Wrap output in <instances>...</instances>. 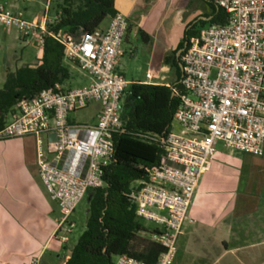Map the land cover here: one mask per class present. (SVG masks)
<instances>
[{
	"label": "built area",
	"instance_id": "1",
	"mask_svg": "<svg viewBox=\"0 0 264 264\" xmlns=\"http://www.w3.org/2000/svg\"><path fill=\"white\" fill-rule=\"evenodd\" d=\"M211 1L225 20L208 22L189 38L180 88L173 89L180 104L170 131L144 135L165 149L164 162L147 168L132 194L137 216L158 229L153 239L163 251L154 264L174 263L184 225L194 222L195 191L220 143L231 153L264 155V0ZM49 5L50 0L40 20H32L0 2V25L42 46L46 36L55 38L63 45L64 61L87 82L69 89L56 84L20 100L0 125V140L34 137L40 180L60 212L54 237L67 243L79 203L91 189L106 186L115 136L124 131L121 104L130 82L117 64L129 21L117 12L107 28L76 37L50 30L56 22ZM94 103L99 104L95 122L77 120V113ZM114 264L149 263L122 254Z\"/></svg>",
	"mask_w": 264,
	"mask_h": 264
},
{
	"label": "crops",
	"instance_id": "2",
	"mask_svg": "<svg viewBox=\"0 0 264 264\" xmlns=\"http://www.w3.org/2000/svg\"><path fill=\"white\" fill-rule=\"evenodd\" d=\"M35 1L0 0L23 10L27 18L30 10L25 5L32 7ZM210 3L116 0L117 11L129 21L117 70L130 84L172 85L165 82L167 73L174 70L176 82L177 69L166 58H175L180 67L189 33L212 21ZM110 20L111 16L106 17L99 28H107ZM31 43L17 30L0 25V89L10 72L37 65L27 62L26 48ZM42 56L41 47L37 60ZM71 72L73 77L75 72L82 75L74 69ZM82 78L85 84L87 77ZM97 112L87 121L95 122ZM221 156L217 151L200 178L190 210L194 222L184 225L173 264H264V176L251 175L247 165L240 173L228 174L230 167L219 160ZM59 216L58 205L38 174L34 137L0 140V264H31L33 258L40 264H66L72 249L56 244Z\"/></svg>",
	"mask_w": 264,
	"mask_h": 264
},
{
	"label": "trees",
	"instance_id": "3",
	"mask_svg": "<svg viewBox=\"0 0 264 264\" xmlns=\"http://www.w3.org/2000/svg\"><path fill=\"white\" fill-rule=\"evenodd\" d=\"M209 1L213 9L211 22H224L222 10ZM117 12L116 0H80L78 4L67 5L61 19L49 28L55 32L66 30L79 37L99 28L106 17ZM195 33H189L187 42ZM42 49L43 56L35 67L24 66L8 74L0 89V125L20 100L32 98L56 84L73 87L66 86L74 77L64 61L63 45L48 35ZM166 63L177 69L175 83L166 86L135 82L123 94L126 101L121 104V115L125 127L115 136V154L105 169L106 186L89 191L86 229L66 264H114L116 256L122 254L154 264L163 251L162 245L153 239L158 229L137 216L132 194L137 191L135 182L145 179L146 169L162 164L165 159L163 145L145 139L144 135L165 136L180 104L173 89L180 88L181 68L175 58L167 57Z\"/></svg>",
	"mask_w": 264,
	"mask_h": 264
},
{
	"label": "rangeland",
	"instance_id": "4",
	"mask_svg": "<svg viewBox=\"0 0 264 264\" xmlns=\"http://www.w3.org/2000/svg\"><path fill=\"white\" fill-rule=\"evenodd\" d=\"M48 0H36L31 7V4H26L25 8H29L30 14L29 17L32 20H40L43 16V12L45 10V6ZM80 0H50L49 5V15L52 21L57 22L61 19L63 14V9L67 7L69 4H78ZM42 14V15H41ZM41 15V16H40ZM42 45L36 41L32 40V43L26 48V54H28V61L27 62H35L36 64L39 63L37 60V56L41 49ZM75 76L72 81L66 83V86H73L77 87L84 83L85 81L82 78V75L75 72ZM176 73L174 70L167 73V79L165 82L167 83H174L176 80ZM126 101V96H123V104ZM99 104L94 103L90 106V108L77 113L76 118L79 121H87L91 113H95L98 109ZM30 145L33 144L32 139H27ZM217 150L219 153H222V156L219 160L224 162L228 167H230L228 174H236L237 172L240 173L245 167L251 168V175L255 173V176L261 177L264 176V155L256 156L250 153H242L238 152L237 154H230L229 150H227L222 143L217 146ZM247 165V166H245ZM245 166V167H244ZM232 168V169H231ZM248 168V169H249ZM89 207H90V196L87 195L84 199L79 203L77 206V210L75 215L73 216L74 221L76 222V227L73 230V233L70 235V239L67 243L58 242L56 244H67L69 250L73 248V246L77 243L80 236L86 229V222L89 215ZM193 209V204L190 206V210ZM146 224L153 226L154 224L146 222ZM55 240L54 242H56Z\"/></svg>",
	"mask_w": 264,
	"mask_h": 264
},
{
	"label": "water",
	"instance_id": "5",
	"mask_svg": "<svg viewBox=\"0 0 264 264\" xmlns=\"http://www.w3.org/2000/svg\"><path fill=\"white\" fill-rule=\"evenodd\" d=\"M180 68L183 70L182 63L180 64ZM50 137H51L52 140H55V134L54 133H52Z\"/></svg>",
	"mask_w": 264,
	"mask_h": 264
}]
</instances>
